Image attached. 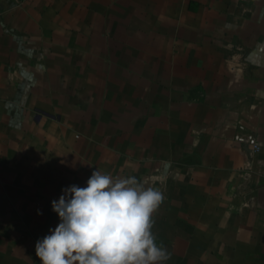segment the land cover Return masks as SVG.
Listing matches in <instances>:
<instances>
[{"label": "crops", "instance_id": "obj_1", "mask_svg": "<svg viewBox=\"0 0 264 264\" xmlns=\"http://www.w3.org/2000/svg\"><path fill=\"white\" fill-rule=\"evenodd\" d=\"M0 13V264H41L51 202L95 170L163 193L164 264H264V0H0Z\"/></svg>", "mask_w": 264, "mask_h": 264}, {"label": "clouds", "instance_id": "obj_2", "mask_svg": "<svg viewBox=\"0 0 264 264\" xmlns=\"http://www.w3.org/2000/svg\"><path fill=\"white\" fill-rule=\"evenodd\" d=\"M51 202L60 223L38 240L41 264H164L167 249L152 229L163 193L135 177L93 171L86 187L71 185ZM42 214L38 210V215Z\"/></svg>", "mask_w": 264, "mask_h": 264}, {"label": "built area", "instance_id": "obj_3", "mask_svg": "<svg viewBox=\"0 0 264 264\" xmlns=\"http://www.w3.org/2000/svg\"><path fill=\"white\" fill-rule=\"evenodd\" d=\"M2 26L1 13H0V29ZM240 128L244 130V125H241ZM235 141L238 143L247 144L250 147V155H255L261 150V144L257 137L253 133L239 132L234 137Z\"/></svg>", "mask_w": 264, "mask_h": 264}]
</instances>
